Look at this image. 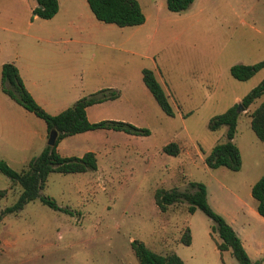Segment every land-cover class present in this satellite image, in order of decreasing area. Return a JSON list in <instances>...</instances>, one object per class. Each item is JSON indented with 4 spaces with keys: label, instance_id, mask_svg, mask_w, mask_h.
I'll use <instances>...</instances> for the list:
<instances>
[{
    "label": "rangeland",
    "instance_id": "374dc122",
    "mask_svg": "<svg viewBox=\"0 0 264 264\" xmlns=\"http://www.w3.org/2000/svg\"><path fill=\"white\" fill-rule=\"evenodd\" d=\"M16 2L0 0V67L13 60L33 80L26 85L43 110L55 114L82 96L115 91L116 98L85 109L87 120L126 121L149 133L94 129L62 138L60 155L91 151L96 170L48 174L40 193L71 215L36 198L3 216L0 264H138L132 240L159 253L173 251L184 264H238L229 250L216 249L219 238L200 209L186 214L184 202L164 212L156 208L155 189L190 191L189 181L204 184L210 209L243 241L249 259L264 264V218L250 196L264 173V143L248 118L264 94L238 111L232 141L240 168H209L203 161L225 139L224 126L207 128L209 117L237 104L264 74L262 68L243 81L229 74L233 64L264 59V0H193L179 12L168 11L164 0H139L144 21L124 27L78 9L41 19L31 13L35 1ZM142 69L152 72L172 115L161 111L142 83ZM47 134L42 119L0 89V160L21 169L47 145ZM168 142L177 144L176 155L161 151ZM10 183L0 173V189H7L0 210L19 191ZM185 226L188 245L178 241Z\"/></svg>",
    "mask_w": 264,
    "mask_h": 264
},
{
    "label": "trees",
    "instance_id": "16d2710c",
    "mask_svg": "<svg viewBox=\"0 0 264 264\" xmlns=\"http://www.w3.org/2000/svg\"><path fill=\"white\" fill-rule=\"evenodd\" d=\"M32 16L41 19L51 18L57 11L56 0H34ZM193 0H164L168 11L179 12L184 10ZM93 17L104 23H112L118 27L139 25L144 21V15L136 0H86ZM264 69V59L251 64H233L229 67V74L236 80H246L259 69ZM141 80L149 91L156 104L166 115H172V109L167 101L162 88L155 80L152 72L141 70ZM0 89L11 100L20 105L24 110L33 113L43 120L47 133L56 131L52 146L45 145L34 157L30 158L19 170L10 168L0 160V173L10 181V186L17 185V192L13 202L0 210V219L6 214H15L23 205L36 198L47 207L58 210L68 215L71 211L65 207H59L55 201L47 195L40 193L44 187L48 174L72 173L96 170V158L91 151L84 152L80 156H62L57 150L58 142L76 133L94 129H108L122 131L130 135H147L148 129L137 127L129 122L121 120L104 119L90 122L86 118L85 108L93 103L105 99H112L118 93L111 91L103 93L96 91L89 96L76 99L69 107L55 114H49L43 110L26 90L23 82L12 62L2 63L0 67ZM264 94V74L260 81L249 89L239 100L242 109H247L252 103ZM236 103L227 107L224 111L214 114L207 121V128L211 131L225 127L224 140L211 146L204 156V164L209 168L225 167L231 171L240 168V154L237 146L232 141L238 116ZM249 127L255 137L264 143V98L260 99L248 112ZM161 151L176 155L178 146L175 142H168L161 147ZM190 191H178L176 189H155L153 201L160 212H164L170 205L180 202L185 203L186 214H191L195 209H200L211 221V231L216 232L219 241L215 243L218 251L229 250L231 256L238 264H258L257 260H250L244 250L239 237L222 216L210 209L206 202L205 186L201 182L189 181ZM7 189H0V198L6 197ZM250 196L255 201L256 213L264 218V173L250 187ZM184 245L190 242L188 227L185 226L179 239ZM130 248L138 264H184L173 251L164 253L156 252L147 247L143 242L132 240Z\"/></svg>",
    "mask_w": 264,
    "mask_h": 264
},
{
    "label": "crops",
    "instance_id": "0c3cea01",
    "mask_svg": "<svg viewBox=\"0 0 264 264\" xmlns=\"http://www.w3.org/2000/svg\"><path fill=\"white\" fill-rule=\"evenodd\" d=\"M34 1V0H33ZM57 1V11H56V13L51 17V18H49V19H52V18H54L56 15H58V14H60V13H62V14H74L75 13V11L74 10H76V9H78V10H80L85 16H87L86 15V13H88L87 11H89L90 12V10H89V8H88V5H87V3H86V0H56ZM137 2H138V4H139V0H136ZM9 4H11V5H15V4H17V2H16V0H9ZM34 4H35V2H34ZM35 6V5H34ZM88 9V10H87ZM91 13V12H90ZM92 15V14H91ZM33 17H36V16H33ZM67 22H68V25H69V27L70 28H72V29H74L75 28V23H74V21H73V18L72 17H67ZM58 30H63V28L61 27H59L58 28ZM10 62H12L14 65H15V67H16V69H17V72H18V74H19V76H20V78H21V80H22V82H23V85H24V87L26 88V90L30 93V95L33 97V99H35V97H34V95L32 94V92L30 91V89L27 87V85H26V79L27 80H30V84H31V86L33 85V80L32 79H30V77L29 76H27L26 77V79L20 74V72H19V69H18V66H16V64L13 62V60H11ZM38 102V101H37ZM88 107V106H87ZM87 107L85 108V109H87ZM26 111V110H25ZM87 117V116H86ZM109 118H111V117H109ZM56 148H57V146H56ZM253 182H251L250 184H249V186L252 184ZM254 200V199H253ZM254 206H255V201H254ZM253 212V211H252ZM240 239V238H239ZM241 241V244H242V246H243V248H244V250L246 251V253H247V255H248V257H250V255H249V253H248V251H247V248H246V246H245V244L243 243V241L242 240H240ZM252 260V259H251Z\"/></svg>",
    "mask_w": 264,
    "mask_h": 264
},
{
    "label": "water",
    "instance_id": "95a60500",
    "mask_svg": "<svg viewBox=\"0 0 264 264\" xmlns=\"http://www.w3.org/2000/svg\"><path fill=\"white\" fill-rule=\"evenodd\" d=\"M236 110L237 111L243 110L242 107H241V105L238 102L236 104ZM47 136H48L47 137V145L52 146L53 143H54V140H55L56 131H54V130L49 131L48 134H47Z\"/></svg>",
    "mask_w": 264,
    "mask_h": 264
}]
</instances>
